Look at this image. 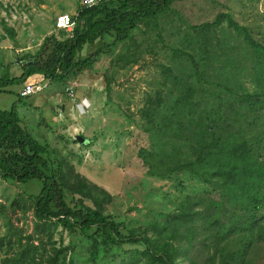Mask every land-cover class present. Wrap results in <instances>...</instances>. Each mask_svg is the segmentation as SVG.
Segmentation results:
<instances>
[{
    "label": "trees",
    "instance_id": "trees-1",
    "mask_svg": "<svg viewBox=\"0 0 264 264\" xmlns=\"http://www.w3.org/2000/svg\"><path fill=\"white\" fill-rule=\"evenodd\" d=\"M178 1L184 0H107L91 8L81 6L73 33L67 38L46 36L38 51L23 59L20 77L7 78L4 73L0 89L21 84L34 75H43L54 83L76 78L92 70L101 55L111 52L108 40L114 45L127 42L141 23L165 14ZM201 29H212L215 38L206 34L207 46L199 47L200 61L195 53L181 51L191 61L192 74L169 73L168 77L173 78L169 102L163 105L166 100L160 95L144 105L142 128L151 143L140 149L138 157L148 167L149 175L183 174L219 194L220 199H210L201 212L196 209L198 202L186 198L166 221L151 227L153 232L151 228L126 229L123 221L107 212L111 194L75 173L48 141L41 142L30 134L14 105L10 111L0 112V177L17 184L39 180L43 188L33 198L35 234L46 232L55 221L71 233H80L81 244L53 243L48 250L43 238L35 245L34 235L28 236L23 249H18L11 241L6 245L3 239L1 264H116L119 258L124 260L137 252L126 251L127 244L141 247L139 255L144 260L137 264H180L183 248L179 242H192L199 225L214 246L212 262L251 264L246 260L249 251L264 242V223L258 217L264 210V162L255 157L247 140L264 111V85L258 79L264 75V45L227 13L219 14L213 24H202ZM7 30L15 36L13 29ZM237 35L246 46L233 43V39L240 40ZM98 41L103 44L83 58L85 47ZM234 56L248 57L253 71L258 67L254 76L244 77L254 78L252 93L234 85V76L225 75L231 66L226 61ZM202 83L224 91L227 100L220 96L226 95L215 91H205L210 97L199 99ZM229 95L245 97L248 107L236 108ZM24 99L18 96V101ZM247 122L255 125L249 131L245 128ZM226 202L234 207L233 211L227 209Z\"/></svg>",
    "mask_w": 264,
    "mask_h": 264
},
{
    "label": "rangeland",
    "instance_id": "rangeland-1",
    "mask_svg": "<svg viewBox=\"0 0 264 264\" xmlns=\"http://www.w3.org/2000/svg\"><path fill=\"white\" fill-rule=\"evenodd\" d=\"M11 8L16 10L15 20L9 18ZM80 8L81 0H0V78L4 73L12 79L18 76L22 69L17 65L36 53L46 36L69 37L67 31L55 29V21L62 13L76 16ZM223 13L230 14L247 27L252 37L264 45V0L178 1L165 14L141 23L127 42L114 45L108 40L111 52L101 55L92 70L84 71L76 78L67 82H49L47 87L45 79L40 92L21 102L18 101L21 86L13 84L1 88L0 112L10 111L16 105L22 126L30 134L41 142L48 141L75 173L111 194L112 202L106 205L107 212L123 221L126 229L151 228L166 221L186 198L198 202L196 209L204 212L208 201L219 200V194L183 174L151 176L148 167L138 157L140 149L151 143L142 128L145 123L142 110L151 97L156 99L162 95L166 100L163 105L169 102L173 78L168 74H192L191 61L181 51L195 53L200 61L199 47L207 46L206 34L215 38L212 29L204 31L201 25L213 24ZM7 27L13 29L15 36ZM223 27H227L226 23ZM237 37L240 40L233 39V43L246 46L242 37ZM213 41L217 44L216 40ZM102 44L98 41L86 46L82 57L91 56ZM209 51L207 49V53ZM248 60V57L239 56L228 58L226 62L231 66L227 67L225 75L234 76V85L252 93L254 78L244 77L254 76L258 67L253 71ZM258 79L264 85V75ZM234 85L230 87L234 88ZM218 87L221 90L220 85ZM199 88L202 90L198 97L201 100L210 97L205 91L226 95H220L224 100L228 98L224 91L207 87L204 83ZM232 92L237 95L239 91ZM229 99L235 101L238 109L248 107L245 97L229 95ZM258 104L262 105L261 100ZM251 126H255L254 123L245 124L247 131ZM78 136L85 137L88 143H79ZM247 140L255 157L264 162V111ZM42 188L39 180L17 184L0 177V243L6 239V245L11 241L15 248L23 249L26 241L29 242L28 236L35 235V245H38L39 238H43L48 250L53 243L81 244L80 233H71L55 221L46 232L35 234L37 222L33 214V198L41 193ZM87 203L91 205L90 201ZM226 207L229 211L234 210L227 202ZM258 217L264 223V210ZM198 227L199 232L192 242L186 239L179 242L183 248L178 259L180 264H217L210 259L215 253L211 239L206 237L201 225ZM122 233L128 234L126 230ZM124 249L138 250L124 260L119 258L116 264H137L144 260L139 255L141 247L127 244ZM2 256L0 248V264ZM246 260L251 264H264V242L254 246Z\"/></svg>",
    "mask_w": 264,
    "mask_h": 264
},
{
    "label": "built area",
    "instance_id": "built-area-1",
    "mask_svg": "<svg viewBox=\"0 0 264 264\" xmlns=\"http://www.w3.org/2000/svg\"><path fill=\"white\" fill-rule=\"evenodd\" d=\"M104 1H107V0H81V6L85 8H91ZM9 12L12 13V16H10L9 18H12L13 20H15L14 15H15L16 10L14 11L11 8L9 9ZM78 15L79 13H76V16ZM76 16H73L69 13H62L61 15L57 17L55 21V29L58 31H67L69 34H72L76 26V22H75ZM43 82H44L43 79L38 81L35 78H29L23 81L22 82L23 88H21V90L18 92V96L20 98L26 99L32 95H35L36 93L40 92L43 89ZM69 91H70L69 94H72V90H69Z\"/></svg>",
    "mask_w": 264,
    "mask_h": 264
},
{
    "label": "crops",
    "instance_id": "crops-1",
    "mask_svg": "<svg viewBox=\"0 0 264 264\" xmlns=\"http://www.w3.org/2000/svg\"><path fill=\"white\" fill-rule=\"evenodd\" d=\"M20 69H22V66H23V64H19V65H17ZM19 73V72H18ZM22 73H23V70H22V72H20L19 73V75L18 76H16L15 78H18V77H20L21 75H22ZM36 76H42L43 77V80L45 81V78H44V76L43 75H34V76H32V77H30V78H35ZM7 78H10V77H7ZM40 78V77H39ZM37 80V79H36ZM47 80V79H46ZM39 81V80H38ZM49 82H51V81H49V80H47V83H45V87H47V86H49ZM19 86H21V88H23V85H22V83L21 84H18ZM20 91V90H19Z\"/></svg>",
    "mask_w": 264,
    "mask_h": 264
},
{
    "label": "water",
    "instance_id": "water-1",
    "mask_svg": "<svg viewBox=\"0 0 264 264\" xmlns=\"http://www.w3.org/2000/svg\"><path fill=\"white\" fill-rule=\"evenodd\" d=\"M77 140L81 144H87L88 143V140L85 137H82V136H78Z\"/></svg>",
    "mask_w": 264,
    "mask_h": 264
}]
</instances>
